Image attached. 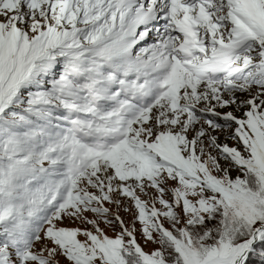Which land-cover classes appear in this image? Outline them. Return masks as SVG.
<instances>
[{
  "label": "snow or ice",
  "instance_id": "1",
  "mask_svg": "<svg viewBox=\"0 0 264 264\" xmlns=\"http://www.w3.org/2000/svg\"><path fill=\"white\" fill-rule=\"evenodd\" d=\"M0 264H264V0H0Z\"/></svg>",
  "mask_w": 264,
  "mask_h": 264
},
{
  "label": "rangeland",
  "instance_id": "2",
  "mask_svg": "<svg viewBox=\"0 0 264 264\" xmlns=\"http://www.w3.org/2000/svg\"><path fill=\"white\" fill-rule=\"evenodd\" d=\"M230 143H231V141H230ZM108 232H109L110 235L113 234L112 231H111V229H109ZM153 247H154V245H152V244H148V245L146 246L147 249H151V248H153Z\"/></svg>",
  "mask_w": 264,
  "mask_h": 264
}]
</instances>
